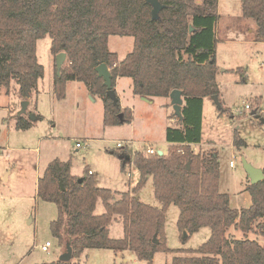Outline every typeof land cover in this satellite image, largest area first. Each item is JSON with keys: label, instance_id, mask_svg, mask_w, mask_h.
I'll use <instances>...</instances> for the list:
<instances>
[{"label": "trees", "instance_id": "1", "mask_svg": "<svg viewBox=\"0 0 264 264\" xmlns=\"http://www.w3.org/2000/svg\"><path fill=\"white\" fill-rule=\"evenodd\" d=\"M161 2L164 7L154 17L152 5L146 0H0V90L4 88L7 94L16 90L23 100H29L38 92L45 67L38 58L37 42L49 36L55 66L56 55L67 54L61 73L57 68L55 71L57 97L66 96L67 81L85 83L92 95L103 100L106 126L131 122L133 110L123 108L120 99L115 102L108 95L96 70L101 63L112 67L114 89L118 77H130L133 92L140 97L170 98L172 90L180 89L184 99L182 118L172 116L177 118L178 126L166 129L169 152L160 155L137 151L131 158L126 149L113 151L121 159L123 170L133 160L140 172L136 185L119 192L117 199L111 189L98 186L93 174L79 181L72 174L70 159L55 158L48 164L38 178V196L58 208L51 228L61 244L65 221L69 234L77 238L73 262L44 264H84L80 257L89 248L131 250L139 259L153 264L158 251H171L165 223L166 211L172 204L179 207L178 225L189 236L202 227L211 228L209 240L197 249L179 251L191 255L177 254L172 264H264V244L228 234L235 227L244 234L264 236V179L248 185L250 206L233 207L230 195L219 190L218 154L196 153L191 146L202 139L205 97L220 93L216 55L218 0ZM241 2L244 17L256 22V40L264 41V0ZM110 35L133 36V50L120 59L117 52L109 49ZM34 121L22 113L16 126L28 129ZM244 143L236 139L238 147ZM150 177L160 207L138 196ZM100 197L105 212L96 214ZM114 220L123 223L121 238L109 234ZM155 235L158 243L154 242Z\"/></svg>", "mask_w": 264, "mask_h": 264}, {"label": "rangeland", "instance_id": "2", "mask_svg": "<svg viewBox=\"0 0 264 264\" xmlns=\"http://www.w3.org/2000/svg\"><path fill=\"white\" fill-rule=\"evenodd\" d=\"M203 0H198L202 2ZM222 17L218 23V63L231 67L220 72L217 80L220 108L210 96L205 97L202 116V139L194 143L196 153L218 154L220 163L219 190L230 195L231 206L248 207L252 198L247 190L250 177L243 165L246 158L264 169V42L255 38L256 22L244 17L241 0H220ZM51 38L38 42V58L47 66L45 81L40 92L33 93L23 115L36 118L28 129L16 127L22 114L23 99L14 90L0 93V264H44L57 261L63 244L51 228L58 217L56 204L39 198L37 182L45 168L55 158L71 160L72 174L80 178L93 174L98 186L109 188L114 197L133 188L140 172L133 160L126 170L113 151H129L131 158L137 151L153 147L169 152L166 129L175 126L177 118L166 97L145 99L133 92L130 77H118L117 94L124 107H131L133 119L118 125L104 124V103L93 96L85 83L71 82L66 97L58 100L54 82L50 78ZM110 50L125 58L134 48L133 36L112 35ZM55 78V77H54ZM78 85L82 89L78 88ZM116 90V89H115ZM250 104L252 109H247ZM257 110L253 115L252 111ZM38 116H41L38 118ZM245 143L238 147L236 139ZM77 141L88 145L77 147ZM123 146H117L118 142ZM231 161L234 165L231 166ZM92 171V173L90 172ZM153 177L138 191L140 199L160 207L154 192ZM105 212L102 198H98L96 214ZM180 209L172 204L166 211L165 234L171 251H158L153 264H172L177 254L191 255L183 250L197 249L211 236L210 227H202L184 239L178 225ZM113 238L124 236V226L114 220L109 226ZM228 234L236 238L257 239L264 244V236L254 232L244 234L231 227ZM51 242L49 250L43 245ZM64 243V242H63ZM84 264H147L134 251L116 252L107 248H89L81 255Z\"/></svg>", "mask_w": 264, "mask_h": 264}, {"label": "water", "instance_id": "3", "mask_svg": "<svg viewBox=\"0 0 264 264\" xmlns=\"http://www.w3.org/2000/svg\"><path fill=\"white\" fill-rule=\"evenodd\" d=\"M147 3L152 5V13L154 17H157L161 9L164 7L163 3L161 0H146ZM67 59V54L65 52H60L56 55V68H57V73H61V69L63 64L65 63ZM96 70L99 74V76L103 79L104 85L107 87L108 90V95L115 101L118 102L119 98L117 96L116 90L114 89L113 86V75L111 70L109 69L108 64L106 63H101L96 67ZM214 101L218 104V106L221 108L222 105L219 100V95L214 94L211 96ZM145 99L146 98L144 97ZM170 99L171 103L174 108V114L175 116L182 118V105L184 103L183 95H182V90L180 89H174L170 93ZM29 100H24L23 101V109L22 113H25L27 110V107L29 105ZM252 114H255V110L252 111ZM122 115V114H121ZM32 119H35L36 117L34 115H31ZM261 121L264 123V118H261ZM160 155L164 154L163 151H158ZM243 165L247 173L249 174L250 177V182L251 184L258 183L259 181L264 179V169L260 167L254 166L252 163H250L246 158H243ZM190 167V162L187 163V168ZM79 181H82V177L78 179ZM64 189V186H62ZM189 233L187 231H184V239L188 237ZM62 236H63V247L62 251L60 253V256L58 258L59 261L62 262H73L74 261V241L77 238V236H72L69 234L68 231V225L67 221H65L63 228H62ZM154 242L158 243L159 239L157 238V235L154 236Z\"/></svg>", "mask_w": 264, "mask_h": 264}, {"label": "crops", "instance_id": "4", "mask_svg": "<svg viewBox=\"0 0 264 264\" xmlns=\"http://www.w3.org/2000/svg\"><path fill=\"white\" fill-rule=\"evenodd\" d=\"M219 9H220V0H218V12H219V14H220V18H219V21H220V19H221V17H222V13H220V11H219ZM219 21H218V23H219ZM218 23H217V25H216V36H217V29H218ZM112 35H110L109 36V40H108V46H109V43H110V37H111ZM45 38V37H44ZM218 39V38H217ZM41 39H39L38 40V42L40 41ZM38 42H37V54H38ZM262 42H264V41H262ZM109 49H110V47H109ZM218 52H219V40H218V45H217V64H218V66H219V73L220 72H227V71H231L232 70V68L231 67H227L226 65H224V66H221L219 63H218ZM118 56H119V54H118ZM119 58L120 59H123L122 57H120L119 56ZM44 65V64H43ZM44 67H45V75L47 74V66L46 65H44ZM49 69H50V78H49V80H48V82H54V77H55V71H56V66H55V59L54 58H52V57H50V64H49ZM219 73H218V75H219ZM45 75H44V77L42 78V79H40V81H39V85H38V92H40L41 91V88H42V82L44 83V81H45ZM218 77V76H217ZM118 79V78H117ZM117 79H116V84H115V89H116V91H117ZM73 81H75V80H69V81H67V84H66V92H68V88H69V86H70V84H71V82H73ZM81 82V81H80ZM78 88L79 89H82V87L80 86V85H78ZM90 92V91H89ZM0 93H6V91H5V89L4 88H1V90H0ZM7 94V93H6ZM67 95V94H66ZM94 96V95H93ZM56 97H57V95H56ZM66 97V96H65ZM64 97V98H65ZM119 97V96H118ZM210 97V96H209ZM63 98V99H64ZM167 98V103L166 104H169L170 103V98L169 97H166ZM31 99H32V97L31 98H29V100H30V102H31ZM57 99L58 100H62V99H59L58 97H57ZM120 99V98H119ZM123 108H126V107H124V106H122ZM127 107H129V106H127ZM104 113V112H103ZM172 118H174V117H172ZM174 120H175V126H178V121H176V119L174 118ZM17 127V126H16ZM191 146H193V144L191 145ZM47 168V167H46ZM45 168V169H46ZM42 176V175H41ZM40 177V176H39ZM252 203V202H251Z\"/></svg>", "mask_w": 264, "mask_h": 264}, {"label": "built area", "instance_id": "5", "mask_svg": "<svg viewBox=\"0 0 264 264\" xmlns=\"http://www.w3.org/2000/svg\"><path fill=\"white\" fill-rule=\"evenodd\" d=\"M114 66H115V64H114ZM111 68L112 67H109V69L111 70ZM247 109H252V107H251V105L250 104H246V106H245ZM261 113H264V109L263 110H261ZM76 145H77V147H83V146H87L88 145V143H87V141H77V143H76ZM117 146H123L122 145V142L120 141V142H118L117 143ZM156 152H158L156 149H154L153 147H147L146 148V153L147 154H155ZM234 165V163H233V161H231V166H233ZM90 172L92 173V171L90 170ZM51 246V242L50 241H47L42 247H43V250H49V247Z\"/></svg>", "mask_w": 264, "mask_h": 264}]
</instances>
